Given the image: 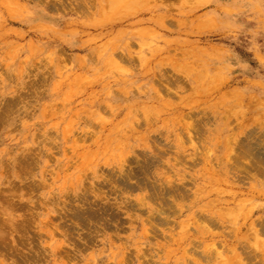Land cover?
Listing matches in <instances>:
<instances>
[{
	"label": "rangeland",
	"instance_id": "obj_1",
	"mask_svg": "<svg viewBox=\"0 0 264 264\" xmlns=\"http://www.w3.org/2000/svg\"><path fill=\"white\" fill-rule=\"evenodd\" d=\"M0 264H264V0H0Z\"/></svg>",
	"mask_w": 264,
	"mask_h": 264
}]
</instances>
